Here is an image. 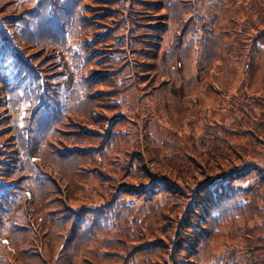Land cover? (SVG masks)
Wrapping results in <instances>:
<instances>
[{
  "label": "rangeland",
  "instance_id": "374dc122",
  "mask_svg": "<svg viewBox=\"0 0 264 264\" xmlns=\"http://www.w3.org/2000/svg\"><path fill=\"white\" fill-rule=\"evenodd\" d=\"M103 3L83 0L75 11H63L54 0H0V50L12 49L37 76L19 81L9 108L0 83V189L12 191L9 202L0 203V264H215L228 253L240 264H264V186L255 196L244 195L249 206L234 212L233 220L219 214L207 225L199 218L207 238L194 246L189 240L197 233L188 219L203 203L202 182L248 162L264 169V137L251 132L264 126V78L257 64H248L251 41L264 38V0ZM45 6L57 15L56 27L44 23L41 37L20 47L5 22L25 33ZM94 13L102 16L87 25ZM153 23H160L157 32L164 27L158 38L144 35ZM226 26H232V41L223 34ZM236 28L248 38L243 48ZM146 41L155 43L150 54ZM234 48L237 64L228 57ZM91 49L98 53L82 69ZM111 53L117 59L94 61ZM95 71L104 72L103 80L89 86L78 81ZM47 101L65 112L58 123L46 117L48 128L33 117ZM76 101L82 110H74ZM79 136L81 146L68 144ZM59 150L78 158L57 165ZM152 178L180 195L164 191L146 201L124 193ZM108 199L122 205L132 199L136 207L117 206L128 211L125 222L103 228L105 218L95 234L80 240L72 223L82 211H75Z\"/></svg>",
  "mask_w": 264,
  "mask_h": 264
},
{
  "label": "trees",
  "instance_id": "16d2710c",
  "mask_svg": "<svg viewBox=\"0 0 264 264\" xmlns=\"http://www.w3.org/2000/svg\"><path fill=\"white\" fill-rule=\"evenodd\" d=\"M54 1L56 3H59L63 7L62 9L63 11L65 8H67V11H69L70 8H73L75 11L76 7L80 8L79 4H82L83 0H54ZM101 1L104 2L103 4H108L112 2V0H101ZM153 3H157V2H153ZM45 8L48 12L47 11L39 12L38 16H35L37 18L33 19L35 21L32 22L34 26L32 30L30 29V26L24 27V28L22 27L24 30H26L25 33H23L21 30L13 29V26H14L13 24L7 25V22H5L6 26L9 27L11 30L13 40H15L20 47L23 46L24 44L23 42H34L36 39L40 38L41 34L43 33L41 27L44 23L48 24L50 27L51 26L56 27L57 21L55 18L57 17V15L55 13L52 15L50 14L51 8H49V6L48 7L45 6ZM102 8L107 14L112 13V11H110L108 7L103 6ZM33 10L34 9H29L28 11H33ZM101 13H94V14L87 16V25L90 23L89 20L92 16L100 15ZM124 13L125 12L123 11L120 12L121 15H123ZM63 15H67V13L65 12ZM116 15L112 14L110 17L111 19L109 20L113 21ZM10 19H13V18H10ZM64 19L65 18H62V22L64 21ZM80 20L82 21L81 17H80ZM231 21L233 22L234 20L232 19ZM93 23L100 24L99 21H93ZM159 25L160 23L150 24V27L153 28V30L150 31V33L144 34V35L158 38L157 35L160 32H162L164 28L162 26L160 28V32H157L158 30L155 31V28L157 29ZM82 26H83V23H82ZM230 27L232 26H226L225 27L226 31L225 29H223V34L225 33V37L229 39L231 38V35L233 34L231 33V31H229ZM236 30L239 31L238 40H239L240 48H243L245 44H248V38L246 35L244 36V33L239 28H236ZM1 33H2V30L0 28V36H1ZM93 34L97 35L98 33L94 32ZM262 34H264V32ZM230 41H232V39H230ZM2 42H3V39H1L0 44ZM120 43H124L126 46L132 45V41L130 40H122L120 41ZM145 43H147L148 46L144 50L147 54H150V52L152 51L149 47L152 45H155V43H153L152 41H146ZM215 43L218 46L220 45V42L219 43L215 42ZM84 44H88V43H84ZM80 46L83 49V45L81 44ZM235 49L236 48L233 49L234 52L230 51L233 54H229L228 56L233 60V62H231L233 64H237L238 61L240 60L239 54L236 53ZM250 50H251L250 51L251 55L249 56L248 64H250L252 61L255 64H257L260 72H263V75L261 76V79H263L264 78V38L262 39V42L257 39L256 40L253 39L250 44ZM96 52H97L96 49H91L89 53L87 51L86 55H83L82 69L84 68L85 60L88 63L90 55L97 54L98 52L97 53ZM234 53H236V55ZM226 58H227V53H226ZM115 59H117V57H115L114 54L111 53L103 57H98L94 61L95 62H98L100 60L110 61V60H115ZM218 59L217 57L215 58L216 65L220 66L221 63L218 62ZM22 61L23 59H21L10 48L8 49V48H5V46H3L2 49L0 50V83L3 85V90H2L1 95L6 100L7 108H9V104L11 106L13 104L12 101L15 100L13 93L17 91L19 87V81H21L22 79L24 80L28 78L36 79L37 77L33 73L32 74L29 73L31 71L25 64H23ZM257 61H261V62L258 63ZM12 69H14V71H12L9 74L10 70ZM19 71H22V73L21 72L19 73ZM18 73L20 74L18 75L20 77H18L17 80L14 82L13 79L16 77ZM104 75L105 74L102 71H95L94 73L90 74L88 77H84V76L81 77L78 81L80 83H83L84 85L88 84L89 86V84L103 80ZM29 80L31 81V79ZM262 81L264 82V79ZM249 84H246V85H249ZM252 89L256 90L253 88V86H252ZM46 92L48 93L47 89H46ZM244 96L245 94L242 92V97ZM35 98L37 100L38 97L35 96ZM77 107H79V110H82L83 104L81 105L79 101H76L74 110H76ZM40 115H41V118H39ZM63 115H65L64 110L59 109L57 106L53 107V105L51 104V101H47V103L44 104L43 108L40 111H37V110L35 111V113L33 114V117L38 122L42 121L44 123V126L48 128L51 125V123L49 122V120H47V118L54 116L56 117L55 122L58 123L59 118H61ZM243 128L244 129L242 132L245 131L246 127H243ZM234 129L236 131L241 130L239 126L237 127L234 126ZM262 130H264V126L259 130L251 129V132L253 133V135L256 134V135H259L260 137H264L263 134H260ZM15 131L16 133H18V127H15ZM116 132L107 134L105 142L103 143L102 147H98L99 149L97 153L99 155L103 156L105 154L104 150L108 148ZM81 139H82L81 136L77 137V139H72L71 141L68 139V144H71L72 146H81L82 145ZM85 148L91 149V148H94V146L88 145ZM94 152H93V157H94ZM56 153H57V159H56L57 165L63 164V161L67 160L68 157L74 158L75 160H76L75 156H77L78 158V153L72 152L69 150L68 151L59 150ZM257 166H261V165H258L254 162L244 163L242 167L241 166L233 167L231 171L225 172L216 177H211L209 180L202 182V185H204V187L202 188L201 201H203V203L201 204V206H198L197 205L198 201L195 200V194H194L191 200L192 201L194 200V204L197 205L198 207H195L193 210L191 209L189 211L190 215L188 217V219L193 223L192 229L195 231V233H197L196 235H192L194 239L189 240V242H192V246L197 245L201 240H203L204 238H207V236L203 234L204 231H202L200 228L197 227V225L203 224L202 221L199 220V218L203 220L205 224L209 225L208 223L209 220H213V218L219 217L218 216L219 214L221 215L227 214V217H229L228 220H233L235 217V214H233L234 212H237L239 210L241 211L242 208L244 209L248 208L250 201L245 199L244 195H246L247 193H251L255 196L259 192L258 188H260V185L264 186V169H260ZM164 191L174 193V195L175 194L180 195L179 191H174V190L172 191V188L161 178L158 181L156 180L154 181L152 178V179H149L146 183H138L136 185H131L126 188L124 193L125 194H129L130 192L134 193V197L137 200H139V197H141V199H144L146 201H154L155 199H157L156 194L159 192H164ZM10 192H9V187H2L0 189V203L4 202L5 204L9 202L10 196L12 195V193ZM181 198L184 199L183 197ZM110 202H111V199H108V200H105L97 204L80 207V209L75 211L76 213L82 211V213L78 215V217L72 223L73 228L77 230V233L80 235L79 236L80 240H83V238L88 236V234L90 235L95 234V232L98 230L96 229L97 226L101 228V226H103V222H105L104 221L105 218H106V221L109 223L106 227H103V228L112 227L114 229V226L118 225L120 219H122L123 222L126 221V216L128 215V211L121 213L122 212L121 210L123 208L126 209V206H130V205H131V208L136 207V203L132 199H126V202H127L126 205H122L118 201H114L113 203H110ZM117 206H121L122 209L115 210ZM105 208H106L105 213H102L101 209H105ZM197 214H200V215H197ZM198 220L201 223H198ZM219 221H221V217ZM191 222L187 221L186 225H191ZM214 228L215 227L213 226L212 229H210L209 231L211 230L213 231ZM199 234H200V237H199ZM190 250H194V247L193 248L190 247ZM218 261L219 262L215 264H240L241 259L237 257H232L231 254L228 253L226 255H223L222 257H219ZM252 264H259V262L257 261L256 263H252Z\"/></svg>",
  "mask_w": 264,
  "mask_h": 264
}]
</instances>
